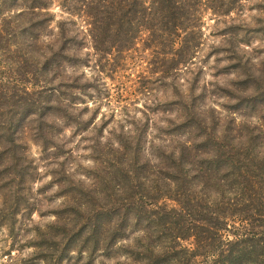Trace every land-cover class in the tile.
Wrapping results in <instances>:
<instances>
[{"label": "rangeland", "instance_id": "rangeland-1", "mask_svg": "<svg viewBox=\"0 0 264 264\" xmlns=\"http://www.w3.org/2000/svg\"><path fill=\"white\" fill-rule=\"evenodd\" d=\"M47 1L45 9L35 10L48 18L38 29L34 26L41 33L36 38L21 32L33 16L24 0L16 4L15 13H20L15 22L0 12V31L7 21L16 28L7 53L0 48L1 76L21 72L17 56L25 55L29 65L46 58V77L65 91L53 97L43 119L4 108L5 118L24 121L13 130L14 145L0 137V264H136L121 248L134 247L138 232L128 228L109 249L102 241L125 213L122 199H132L129 185V193L120 192L121 172L143 168L138 181L144 183L142 178L165 157L161 150L191 140L190 128L175 127L183 121L185 107L197 111L194 124L201 126L195 135L211 148L230 134L229 127L264 124V0H238L227 6V15L204 11L188 69L170 71L168 45L147 41V34L132 42L119 34L120 50L113 35L105 34L95 47L87 2ZM92 1L97 7L104 2ZM231 1L214 2L226 9ZM60 25L68 39L65 54L58 51ZM125 28L115 29L125 33ZM18 33L33 45L29 52ZM37 77V84H24L29 93L42 89L45 82ZM95 213L104 219L99 245L92 250L86 239Z\"/></svg>", "mask_w": 264, "mask_h": 264}, {"label": "trees", "instance_id": "trees-1", "mask_svg": "<svg viewBox=\"0 0 264 264\" xmlns=\"http://www.w3.org/2000/svg\"><path fill=\"white\" fill-rule=\"evenodd\" d=\"M18 1L0 0V12L12 16L14 22L20 13H15ZM74 1L82 5L87 2L85 8L93 12L89 13L93 15L89 35L95 47L105 34L113 35V44L120 46V50L123 45L117 42L119 34L126 41L131 37V42L147 34V41L169 46L171 57L165 61L170 71L177 66L188 69L193 50L198 47L195 35L203 12L210 10L213 14L227 15L238 0L227 3L226 9H221L223 4L217 6L215 0H104L99 7L92 0ZM24 4L33 16L28 18L27 29L22 27L21 32L32 33L36 38L41 33L34 31V26L38 29L48 18L35 10L45 9L48 1L24 0ZM91 4L93 7L88 8ZM37 17L44 18L36 20ZM7 22H3L6 30L0 31V40L4 39L0 48L6 53L7 42L16 36V28ZM118 26L126 27V32L115 29ZM59 27L62 47L58 51L65 54L68 39L65 29ZM19 34L22 48L29 52L33 45L21 33L18 37ZM17 58L22 59L20 73L6 74V78L1 76L3 67L0 69V76L5 77L0 79V137H6V142L13 145L16 142L13 130L19 129L24 118H5L4 108L11 107L13 111L19 108L24 117L37 115L43 119L52 107L53 97L65 92L46 77L50 67L46 58L30 65L25 55ZM37 75L45 83L42 89L29 93L24 84L29 80L33 84L40 82ZM183 109V121L175 127L190 128L191 140L179 143L176 148L161 150L165 157L152 173L148 171L147 177L142 178L144 183L138 181L140 176L144 177L143 168L134 169L131 176L121 172L120 192L129 193L125 188L128 185L134 191L130 201L122 199L120 210L125 213L119 221H114V231L102 239L103 244L109 249L117 238L125 237L129 228L138 232L136 244L120 250L136 264H264V124L229 127L226 133L230 134H224L223 141L216 144L218 147L211 148L209 141L195 135L201 126L194 124L199 116L197 111ZM163 199L174 206L168 208ZM99 214L95 213L86 239L92 250L100 240L98 228L104 218ZM187 241L191 243L183 245Z\"/></svg>", "mask_w": 264, "mask_h": 264}]
</instances>
